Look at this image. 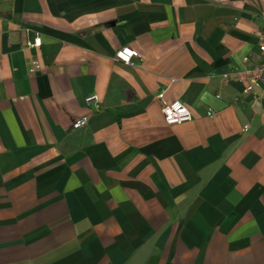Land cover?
I'll return each instance as SVG.
<instances>
[{"label": "crops", "instance_id": "1", "mask_svg": "<svg viewBox=\"0 0 264 264\" xmlns=\"http://www.w3.org/2000/svg\"><path fill=\"white\" fill-rule=\"evenodd\" d=\"M262 29L264 0H0V264H264V87L233 74Z\"/></svg>", "mask_w": 264, "mask_h": 264}, {"label": "built area", "instance_id": "2", "mask_svg": "<svg viewBox=\"0 0 264 264\" xmlns=\"http://www.w3.org/2000/svg\"><path fill=\"white\" fill-rule=\"evenodd\" d=\"M259 44L258 53L245 55L242 57L240 63L243 66L242 70H236L233 74L237 77L238 81L244 85V93L250 94L255 87H264V29L258 32ZM41 44L40 37L36 36L32 43L26 42L27 48H38ZM137 57V52L131 50L128 47H122L115 53V58L121 63L130 64L133 58ZM30 72L34 71L36 62H32ZM226 81L228 76H223ZM163 92L157 94V97L162 101ZM87 106L93 105L96 108L99 107V101L96 95H89L85 98ZM161 112L166 125L172 126L181 123L190 122L192 120L189 110L180 102L175 101L167 104L162 102ZM87 125V119L85 117L77 119L72 124V129L78 130ZM247 126L244 127V131Z\"/></svg>", "mask_w": 264, "mask_h": 264}]
</instances>
